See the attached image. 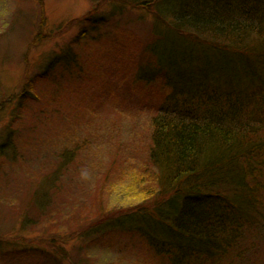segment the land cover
Wrapping results in <instances>:
<instances>
[{"label":"rangeland","instance_id":"rangeland-1","mask_svg":"<svg viewBox=\"0 0 264 264\" xmlns=\"http://www.w3.org/2000/svg\"><path fill=\"white\" fill-rule=\"evenodd\" d=\"M91 2L0 0V146L8 136L12 140L4 145L8 155L0 148V264L168 263L138 237L102 233L107 224L77 238L110 213L135 206L140 195L127 187L146 167L152 118L171 91L148 67L153 57L145 49L155 38L146 14L114 12L107 1L97 15L105 18L99 32L74 42L81 31L75 21L93 8ZM59 27L65 28L57 33ZM67 48L75 68L59 65L41 78L47 59ZM205 51L211 63L215 53ZM173 57L162 54V64ZM141 68L154 74L139 81ZM168 70L167 80L178 86L182 79ZM26 82L31 95L19 97ZM66 147L74 149L72 159L35 201ZM125 175L129 183L121 186ZM91 237L97 244L89 250ZM257 241L244 256L247 264H264V239ZM58 249L65 259L52 257L61 256Z\"/></svg>","mask_w":264,"mask_h":264},{"label":"trees","instance_id":"trees-1","mask_svg":"<svg viewBox=\"0 0 264 264\" xmlns=\"http://www.w3.org/2000/svg\"><path fill=\"white\" fill-rule=\"evenodd\" d=\"M106 2L114 12L137 11L152 19L148 67L171 91L152 118L146 167L127 187L140 195L135 206L110 213L77 238L107 224L102 233L138 237L167 264H247L250 243L264 239V0H92L93 8L75 21L81 31L74 42L99 32L105 18L97 15ZM159 45L164 57L174 55L166 64ZM207 49L214 51V62ZM69 50L52 54L41 78L59 65L76 66ZM142 68L139 81L152 77L153 70ZM168 69L182 79L178 86L167 80ZM28 82L19 97L31 95ZM10 140L0 146L4 155ZM63 150L54 177L34 192L35 201L72 159L74 149ZM89 239L90 250L97 243ZM58 252L60 257H52L66 258Z\"/></svg>","mask_w":264,"mask_h":264}]
</instances>
